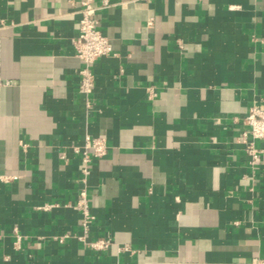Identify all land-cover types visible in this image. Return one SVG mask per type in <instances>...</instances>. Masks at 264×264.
<instances>
[{
	"label": "crops",
	"instance_id": "1",
	"mask_svg": "<svg viewBox=\"0 0 264 264\" xmlns=\"http://www.w3.org/2000/svg\"><path fill=\"white\" fill-rule=\"evenodd\" d=\"M109 1L86 96L81 0H0V264H264V156L243 142L264 0ZM86 134L109 146L88 189L104 249L73 207Z\"/></svg>",
	"mask_w": 264,
	"mask_h": 264
},
{
	"label": "built area",
	"instance_id": "2",
	"mask_svg": "<svg viewBox=\"0 0 264 264\" xmlns=\"http://www.w3.org/2000/svg\"><path fill=\"white\" fill-rule=\"evenodd\" d=\"M109 5V0H101L99 3H97L96 0H81V17L79 20L78 34L74 38L73 43L76 55L83 63L79 70L81 75L79 91L86 96L93 93L95 88V75L93 72L94 62L98 58L113 52L112 43L101 29L97 16L98 10L108 7ZM179 46L183 47L181 41H179ZM7 83L9 82L0 79V85ZM245 123L248 126L247 132L243 134L245 151L249 157L250 166L256 168L260 165L264 156V147L256 145L257 139L264 141V106H251L245 116ZM72 148L76 153L80 154L79 181L81 183L73 207L81 214V225L84 231L81 239L85 241L86 234L89 232L95 220V215L91 210L88 193L91 164L94 159L104 157L108 152L109 146L106 136H92L86 134L84 143L81 145L75 144ZM13 178H15V176H0V179L4 181H9ZM51 206L52 204H47L42 208L49 209ZM16 236L17 239L15 244L18 245L20 242V235L17 234ZM86 241L90 247L96 249L107 248L111 243V240L104 237ZM123 249H129V247L124 246Z\"/></svg>",
	"mask_w": 264,
	"mask_h": 264
}]
</instances>
